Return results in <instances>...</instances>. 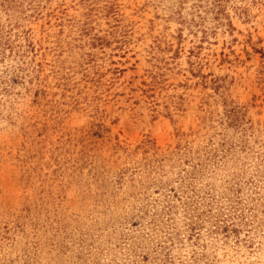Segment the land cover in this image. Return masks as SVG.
Here are the masks:
<instances>
[{
  "label": "rangeland",
  "instance_id": "obj_1",
  "mask_svg": "<svg viewBox=\"0 0 264 264\" xmlns=\"http://www.w3.org/2000/svg\"><path fill=\"white\" fill-rule=\"evenodd\" d=\"M0 264H264V0H0Z\"/></svg>",
  "mask_w": 264,
  "mask_h": 264
}]
</instances>
